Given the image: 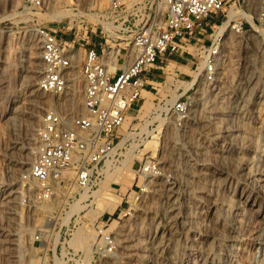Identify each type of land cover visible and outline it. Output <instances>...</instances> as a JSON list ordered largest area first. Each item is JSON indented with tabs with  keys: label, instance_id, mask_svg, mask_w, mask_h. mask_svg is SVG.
Masks as SVG:
<instances>
[{
	"label": "built area",
	"instance_id": "obj_1",
	"mask_svg": "<svg viewBox=\"0 0 264 264\" xmlns=\"http://www.w3.org/2000/svg\"><path fill=\"white\" fill-rule=\"evenodd\" d=\"M24 2L30 8L41 9L45 0ZM105 2L101 20L95 26H82L80 34L63 37L58 30L37 28L39 90L65 96L72 84L80 81L81 109L69 115L51 105L43 112L36 155L20 173L18 182L22 210L35 219L44 218V222L35 226L32 238L38 245L34 248L14 238L4 239L9 244L5 250L10 264H88L83 251L75 250L68 240L77 214L66 219V212L78 191L87 193L99 186L108 172L118 173L133 161L135 182L130 187L135 189L126 200L130 203L158 171L153 156L138 152L155 129L129 130L137 117L129 120L128 112L141 111L145 101L142 92L153 96L154 111L149 113L158 110L159 117L170 113L174 124L183 122L191 108L195 83L191 82V74L166 67L172 60L184 62L189 57L195 70L201 66V73L214 74L220 52L216 22L227 21L228 29L235 34L251 31L253 23L264 24V0ZM80 50L84 53L82 60ZM153 70H158V81L147 76ZM187 75L190 80L185 79ZM107 213L108 219L114 215ZM106 225L102 221L94 225L96 253L114 248Z\"/></svg>",
	"mask_w": 264,
	"mask_h": 264
},
{
	"label": "rangeland",
	"instance_id": "obj_2",
	"mask_svg": "<svg viewBox=\"0 0 264 264\" xmlns=\"http://www.w3.org/2000/svg\"><path fill=\"white\" fill-rule=\"evenodd\" d=\"M102 1L105 2V0ZM104 5L101 10L106 7V2ZM101 10L97 7V0H45L41 9L30 8L24 0H0V264H10L5 250L9 244L5 242V238H14L17 242L19 241V244L34 248L38 245L32 238L35 226L44 222V218L35 219L22 210L18 182L20 173L29 166L36 155L37 131L43 112L52 105L56 97L40 91L38 87L41 78V62L40 36L37 28L58 30V34L63 37L80 34L82 26L86 24L95 26L101 20ZM216 23L218 27L221 25L220 21ZM258 25L261 27L260 29H264V24ZM218 27L214 28L216 33ZM226 28L227 32L223 37L220 36L218 41L220 52L217 54V74L211 78L213 74L206 75L202 72L200 79L193 86V88L206 86L210 98L217 102L215 111L210 114L211 117L216 118L215 122L203 126L205 134H194L197 129L201 128L198 126L200 125L198 121L193 122L191 119L187 121V124L186 122L183 124L181 121L179 124H174L170 113L161 117L157 116L158 110L156 113H149L154 106L152 104L153 96L146 92L144 95L147 96V99L142 110L138 113L128 112L129 120L133 116L137 117L131 122L129 130L135 129V132H138L139 130L155 129L138 152L154 157L158 163V171L155 174L157 176L154 177V175L147 182L145 190L138 194L137 199L134 200L132 197L130 203L126 200L134 193L135 188L130 187L134 181V174L128 175L129 183L122 182L124 184L119 183L114 186L110 182L108 186L103 187L102 182L87 192L89 205L85 207L83 204L85 208H80L82 210L72 211L76 212L77 217L72 227L73 234L68 240L70 245L71 243H82L83 248L71 246L75 250L83 251L88 264H142L137 257L126 256L125 250L121 247L123 234L133 229H139L138 231L141 233L152 229L148 222L149 217L153 215L154 206H156L157 189L160 183L173 180V163L170 162V159L176 155L172 154V157L169 158V152L176 153L178 149H181L180 151L185 154H192L194 147L189 144L191 139L201 142L200 145L205 146L207 150L204 155L199 156L200 160L194 165V170L199 175L197 176L198 180L195 178L197 181L193 180L189 183L190 210L195 229V234L191 235L193 248L204 246V243L212 248H217L214 236L223 231L220 223L225 221L226 216L232 217L235 209H231L230 199L240 200V194L249 189L253 183L257 186L255 196H252L249 202L241 203L240 206L245 208L243 219H241L243 220L242 243L234 264H264V164L260 165L262 172L251 177L240 158L244 157L245 153H254L251 146H253L255 135L264 132V97L260 98L258 95L254 97L255 105L251 108V112L241 115L240 118H237L238 121L235 118L232 122L234 126L238 123L239 125L243 124V128L246 127V133L237 131L235 134L243 136L236 137L239 147L242 146L241 143L244 144L245 140V146H248L243 149L237 148L232 154L225 151L226 139L224 135L227 133L225 130L227 125L224 120L226 114L223 111V103L244 65L247 67V71L249 70L247 73L256 81L257 86L264 87V36L258 33L252 34V30L243 34H235L228 27ZM208 37L210 36L208 35ZM79 53L80 60H82L83 50H80ZM173 62L175 61L172 60L169 69L166 70H173L176 67ZM178 63L181 64L178 67L181 74L189 73L193 76L195 63L191 66L189 57L184 62L178 61ZM157 73L158 70H153L147 76L155 81ZM168 74H172V72ZM28 76L34 84L24 88V81H26V77L29 78ZM166 78L171 80L170 76ZM185 79L190 80V77L187 75ZM74 85L79 88L76 87V94H80L77 97L81 96V82H75ZM191 93L194 97L196 96L195 93ZM77 97L76 101L79 102L81 97ZM15 99L17 100L14 101ZM14 105L20 106L16 113L12 111ZM148 105L150 109L145 112V107ZM11 116L13 119H10ZM195 117L196 119L199 117L197 112ZM153 120L156 122L147 127V124ZM183 125L190 126L194 135L191 136L187 132L183 134ZM185 134L190 135V140L185 137ZM238 143H236L237 146ZM13 145L15 146L12 147ZM128 166L133 170L136 169V163L133 161ZM118 181V179L114 180V182ZM178 181L180 182V179ZM12 190L18 191L12 192ZM81 193L83 190L78 191L76 198L80 197ZM115 197H118L121 203L117 211L116 209L113 211L114 215L108 219L107 212L112 211L110 209L109 211L105 210L103 216H100L101 214L97 216L100 212L98 206H101L100 204L108 205L102 210L109 209L113 205ZM74 201L70 202V207L72 203H74L72 207H75L76 202ZM214 203H217L218 219L213 212L212 205ZM212 216L213 220L209 221ZM65 218L68 219V216ZM99 221L107 223V231L113 237L114 248L111 252H95L94 243L97 233L94 225ZM49 222V226L52 227V221ZM208 231L211 232H209L210 235L200 234L208 233ZM226 233L232 234L228 229ZM13 246L17 247L16 244ZM200 257L199 252L192 250L181 264H186V261H196Z\"/></svg>",
	"mask_w": 264,
	"mask_h": 264
},
{
	"label": "bare ground",
	"instance_id": "obj_3",
	"mask_svg": "<svg viewBox=\"0 0 264 264\" xmlns=\"http://www.w3.org/2000/svg\"><path fill=\"white\" fill-rule=\"evenodd\" d=\"M104 3L105 2H103L102 0L100 1L97 0V7L101 10L102 7L105 6ZM249 17L251 19L253 17V14H251V16ZM216 26L218 27V25ZM226 27H227V22L224 21L218 27L216 36L223 37V35L227 32ZM260 28L261 27H259L257 23H253L252 34L258 33L264 36V29H260ZM254 36L255 35H253V37ZM246 58L248 59L249 57ZM169 66L170 64L166 67V69H169ZM247 72H249V70L247 71V67L244 65L239 72L240 74L236 78L235 84L229 90L228 97L223 103V109H224L223 111L226 114L224 120L227 125V128L225 129L227 133L226 135H224L226 139L225 151L231 154L237 148H241V149L248 148L247 145L245 146L246 140L244 144L241 143L242 146L239 147V143L236 141V137L240 135L235 134L237 131L246 133L247 132V129H245L246 127L243 128V124L239 125L238 123L237 125L234 126L232 125V122L234 121L235 118H236L235 120H237V118H240L241 115H245L249 113V111L251 112V108L253 107V105H255L254 103L255 100H253L254 97H257V95L260 98L264 97V87L259 88L256 84V81L253 80L251 75H249ZM75 74L76 72L73 73V75ZM216 74H217V67L211 78H213ZM200 75H202L201 66H199L197 70H194L191 82L197 83L198 80L200 79ZM28 77L29 78L26 77L27 79L25 78L26 81H24L25 82L24 88L31 87L34 84L30 79V76ZM74 84L75 83L72 84L73 87L71 88V90L67 92V94H65V96L55 95L56 96L55 100L52 103V105L54 106L63 108L69 115L75 114L79 112L81 109V98H80L81 96L77 97L80 94H76V89L78 87L76 86L77 87L76 88ZM145 92L146 93L149 92L148 91L142 92V95L145 97V101H146L147 96L144 95ZM193 93H195L196 96L194 97V95H192L191 108L189 113L183 118V124H185L184 122H186L187 124V121L191 119L193 120V122L198 121V123L200 124L198 126H201V128H199V130L195 129L196 131L194 134L203 135L205 134L203 126L210 125L213 122H215L214 119L216 118L211 117L210 114L215 111V106H216L215 103L217 102H215L214 99L210 98L208 88L206 86L195 88ZM76 97L80 98V101L78 100L79 102L76 101ZM16 100L17 99H15L14 101ZM19 107L18 105H14L12 107V111L15 113L18 112ZM145 108H146L145 112H148L150 106L148 105ZM196 112L199 114L198 119H196L195 117ZM10 119H13V117L11 116ZM191 129L192 128L190 126H184L182 133L184 134L187 132L191 134V136H193L194 134L192 133ZM189 134L188 135L185 134L186 135L185 137L189 138L190 136ZM197 141L198 140L194 141L191 139V142H189V144H191L194 147L192 154H188V153L185 154V152L180 151L181 149H178L176 153L172 151L169 152L170 155V157L168 156L169 158L172 157V154L176 155L174 158L170 159L171 160L170 162L173 163L172 164L173 180L170 182L160 183V185L158 184L159 188L157 189L156 192L157 193L156 206H154L153 215L149 217V222H148V224L152 226L150 227L152 229L149 228L150 229V230L148 229L149 231L147 232L145 231L142 233L138 231L139 229L129 230L126 233L124 232L122 237L121 247L125 250L126 256L137 257L139 260H141L142 264H181V262L185 260V257H187L192 250H196L201 255L200 259L196 261H186V264H234L235 263V257L238 254V251L241 249L242 230H243L242 229L243 220L241 219H243V214L245 212V208H241L240 206L241 203H247L252 199V196H255L256 193L255 188L257 186L252 183L249 189H246L244 192H242L239 197L241 202L240 200L230 199L231 209L232 208L235 209L233 210L232 217L226 216V218L224 219L225 221L220 223V225L223 228V231L219 232L218 234H216V236H214L215 241H217L216 244L217 248H212V246L211 247L207 246L206 243H204V246H200L199 248L198 247L193 248L191 242L192 240L191 235L195 234V229L193 228L194 222L190 210L191 194L189 192V183H191L193 180L194 181L198 180L197 176L199 175L198 173L196 174L194 170V165L197 164V161L200 160L199 156L204 155L206 150V147L203 146L202 144L200 145L201 142L199 143V141L198 142ZM253 142L254 143L253 146H251L252 147L251 150L254 153L253 154L245 153L244 157L243 156L240 157L242 160V164L245 166V168L248 169V172L251 177H255V175L260 174V172H262L260 165L264 164V132H260V134H256ZM236 143H238V146ZM14 146L15 145H13L12 147ZM129 174L133 175L134 170L128 165H125L118 171V173L108 172L105 180L102 181L103 183L101 185H103V187L108 186L110 182L114 181L115 179L116 180L118 179L119 180L118 183L120 184H124L122 182L129 183V177H128ZM156 176L157 175H155L154 177ZM195 178H197V180H195ZM179 179L180 182L178 181ZM57 184H59V182H57ZM17 191L12 190V192H17ZM87 197L88 195L86 192L81 193L80 197L76 198V200L74 201L76 202L75 207L74 206L72 207L74 203L71 204L70 209L67 211V216L69 217L71 214L76 213L72 211H76L82 207L85 208L87 205H89V203L85 201ZM216 200L218 201V199ZM120 203H121L120 199L118 197H115L114 203L111 207H109V209L107 208L102 210L104 207H108V205L103 206V204H100L101 206H98L100 212L97 214V216L103 213L105 210L109 211L110 209H112V211L109 212H113L116 209V207L119 206ZM83 204L85 205V207ZM212 208H214L213 212L214 214H216L215 216L218 219L219 214L218 212H216L217 203H214L212 205ZM70 212L72 213L70 214ZM214 214L212 213V215ZM212 220H213V216L210 217L209 221ZM227 229L231 231L232 234L226 233ZM209 232L210 231H208V233H200V234L210 235L211 232L210 233ZM79 240L83 241V239L81 238ZM71 245L80 248L84 247L81 242L76 244L71 243Z\"/></svg>",
	"mask_w": 264,
	"mask_h": 264
},
{
	"label": "crops",
	"instance_id": "obj_4",
	"mask_svg": "<svg viewBox=\"0 0 264 264\" xmlns=\"http://www.w3.org/2000/svg\"><path fill=\"white\" fill-rule=\"evenodd\" d=\"M175 64H176V67H175V68H176V69H179L178 67H180L181 64L178 63V60L176 61ZM185 67H187V66H185ZM187 68H188V67H187ZM185 74H188V73H185ZM152 80H153V79H152ZM154 80H155V81H158V80H159V77H157V79H154Z\"/></svg>",
	"mask_w": 264,
	"mask_h": 264
},
{
	"label": "trees",
	"instance_id": "obj_5",
	"mask_svg": "<svg viewBox=\"0 0 264 264\" xmlns=\"http://www.w3.org/2000/svg\"><path fill=\"white\" fill-rule=\"evenodd\" d=\"M116 211H117V209H116Z\"/></svg>",
	"mask_w": 264,
	"mask_h": 264
}]
</instances>
